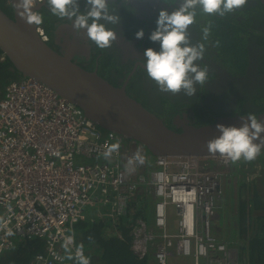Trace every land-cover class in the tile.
Returning <instances> with one entry per match:
<instances>
[{"label": "built area", "instance_id": "1", "mask_svg": "<svg viewBox=\"0 0 264 264\" xmlns=\"http://www.w3.org/2000/svg\"><path fill=\"white\" fill-rule=\"evenodd\" d=\"M38 4L40 0H34ZM115 143L118 151L105 157ZM127 146L139 148L100 128L44 84L31 78L9 83L0 98V257L20 239H41L46 250L31 264L63 263L68 256L65 237L74 236L75 257L79 246L74 227L88 211L110 205L112 214L124 215L142 186L156 198L153 224L162 240L155 253L158 264L166 263L171 250L193 254L192 240L197 257L207 259L212 251L229 257L225 246L215 244L209 234L217 177L198 170L197 159L154 158L149 175L133 179L125 169L132 155L126 153ZM211 159L223 161L226 168L231 164L225 157ZM170 206L178 217L177 233L166 230ZM140 236L141 229L135 248L145 252L153 236L144 235L145 242Z\"/></svg>", "mask_w": 264, "mask_h": 264}, {"label": "flooded vegetation", "instance_id": "2", "mask_svg": "<svg viewBox=\"0 0 264 264\" xmlns=\"http://www.w3.org/2000/svg\"><path fill=\"white\" fill-rule=\"evenodd\" d=\"M79 6L81 12L86 11L85 0H79ZM0 7L13 12L10 0H0ZM109 7L121 17L120 24L107 25L117 32V40L112 47L100 49L87 39L90 54L79 59L81 67L124 88L168 126L178 117L199 127L226 116L264 114V6L260 0H248L244 7L224 16L206 15L197 8L196 22L188 32L193 45L205 46L204 58L197 63L201 68L207 66L208 81L203 86L196 85L192 97L183 92L173 95L159 91L145 69V50H160L159 42L149 39L159 10L171 12L179 7V0H109ZM40 12L43 23L39 25L49 33L45 31L49 44L61 51L58 44L64 42L63 36L71 37L76 31L72 27L74 20L53 15L46 0ZM209 24L211 32L204 40L202 28ZM140 29L144 36L136 38Z\"/></svg>", "mask_w": 264, "mask_h": 264}, {"label": "water", "instance_id": "3", "mask_svg": "<svg viewBox=\"0 0 264 264\" xmlns=\"http://www.w3.org/2000/svg\"><path fill=\"white\" fill-rule=\"evenodd\" d=\"M260 1L264 6V0ZM18 4L19 0H10L12 16L0 7V50L23 78L44 84L77 106L100 128L137 144L154 158H223L219 153L211 154L206 143L221 135L218 124L240 127L244 123L242 116L218 118L199 127L189 124L185 117H178L168 126L124 88L113 86L96 71L78 64L80 58L90 54L86 29L79 34L75 31L71 37L63 36L58 51L41 38L38 25H29L21 18L25 10ZM42 4L32 10L38 12ZM256 117L264 123V114ZM261 137L264 138V133Z\"/></svg>", "mask_w": 264, "mask_h": 264}, {"label": "clouds", "instance_id": "4", "mask_svg": "<svg viewBox=\"0 0 264 264\" xmlns=\"http://www.w3.org/2000/svg\"><path fill=\"white\" fill-rule=\"evenodd\" d=\"M40 2L44 3V0ZM247 2L248 0H179V7L175 10H159L156 28L150 33L149 39L159 42L160 50L148 48L144 52L147 75L156 83L159 91L173 95L183 92L185 96L192 97L197 91L196 85L203 86L208 81L207 66L201 68L197 63L204 58L205 46L202 43L193 45L188 32L189 27L196 22L197 8L206 15L224 16L244 7ZM125 3H129V0H125ZM46 4L53 15L74 20L72 27L77 34L86 29L88 41L98 48H110L117 40V32L107 25L120 24L121 17L115 14L114 9L110 10L109 0H85L84 12L80 11L79 0H46ZM18 6L25 10L21 18L27 24L43 23V17L32 10L35 6L34 0H19ZM210 32V24L202 28L204 40L208 39ZM135 36L143 38L144 30H138ZM241 119L244 123L240 127L217 125L221 135L206 143L211 154L219 153L233 163L241 159L251 162L257 158L264 148V138L261 137V133H264V123L254 114L242 116ZM257 139L261 142L255 143ZM119 147V143L108 146L105 157L111 156ZM136 157L140 163L144 162L139 153ZM74 242V236L65 237L64 247L68 258H75L78 264H90L82 246L77 248L73 257L71 246Z\"/></svg>", "mask_w": 264, "mask_h": 264}, {"label": "trees", "instance_id": "5", "mask_svg": "<svg viewBox=\"0 0 264 264\" xmlns=\"http://www.w3.org/2000/svg\"><path fill=\"white\" fill-rule=\"evenodd\" d=\"M4 11L11 15L8 10ZM39 14L43 17L41 12ZM46 33L49 35L47 31ZM2 56L0 50V98L3 97L4 89L9 83L23 79L18 72H13L12 64L6 57L1 60ZM147 154L152 158L149 153ZM258 156L260 164L264 167V151ZM155 201L147 188L142 186L130 199L124 215H112L110 205L103 206L98 211L90 213L88 211L86 218L74 227V232L76 244L86 251L90 264H153L151 251L139 252L135 246L138 231L143 228L147 231L154 227ZM99 211L101 213L95 215ZM236 225V229L231 228L233 235L231 240L237 245L235 248L238 263L264 264L263 180L261 184L241 183ZM236 233L238 235L234 236ZM45 250L44 240L20 239L0 257V264H31L34 257ZM60 264H78V262L75 258L69 259L67 256Z\"/></svg>", "mask_w": 264, "mask_h": 264}, {"label": "rangeland", "instance_id": "6", "mask_svg": "<svg viewBox=\"0 0 264 264\" xmlns=\"http://www.w3.org/2000/svg\"><path fill=\"white\" fill-rule=\"evenodd\" d=\"M126 153H132V155H130V160L125 162V169L129 172L131 178L134 179L140 174L143 176H148L153 170L154 157H149L147 154L148 152L146 153L143 148L133 147L131 150V147L127 146ZM137 153H139L140 156L144 158L143 163H140L139 159H137ZM258 159L259 156H257V158L251 162H246L243 159L236 163L231 162L229 168H226V165L223 161L216 159L202 158L196 160L195 164L198 170L212 173L217 177L218 188L217 191L211 196L214 215L208 220L210 224L209 234L212 237L211 239L214 240L215 244L225 246V249L229 251L230 258L214 251L209 253L207 259L197 257L194 254L195 241L192 240L191 245L193 247V254L189 256H183L175 252V250H171V257H168L165 264H239L237 261L238 255L235 248L237 245L231 240V237L233 236L231 234V228L234 227L236 229L237 227L238 197L241 183L257 182L261 184L262 180L264 181V167H262ZM217 168L220 169L217 170ZM154 199L156 200V198ZM100 213V211L96 212L95 215ZM168 216L169 223L166 229L167 232L177 233L178 217L175 213V210L171 206L168 209ZM148 234H152L153 238L147 241L146 250L151 251L154 258L153 264H158L155 259V253L157 251V247L162 243V240L158 238L159 231L154 226L147 231L146 229H141L140 241L145 242L144 235ZM236 235L238 234L236 233L234 236Z\"/></svg>", "mask_w": 264, "mask_h": 264}, {"label": "bare ground", "instance_id": "7", "mask_svg": "<svg viewBox=\"0 0 264 264\" xmlns=\"http://www.w3.org/2000/svg\"><path fill=\"white\" fill-rule=\"evenodd\" d=\"M6 2H7V1H6ZM222 165H223V164H222ZM208 166H209V165H208ZM221 167H223V166H221ZM221 167H220V168H221ZM220 168H217V170L220 169ZM205 170H206V169H205ZM221 172H222V171H221ZM218 173H219V172H218ZM221 174H222V173H221ZM222 176H223V175H222ZM222 178H223V177H222ZM219 201H220V200H219ZM215 203H216V202H215ZM106 211H109V210H106ZM112 215H113V214H112ZM104 216H106V215H104ZM104 216H103V217H104ZM108 216H109V215H108ZM170 257H171V256H170Z\"/></svg>", "mask_w": 264, "mask_h": 264}]
</instances>
